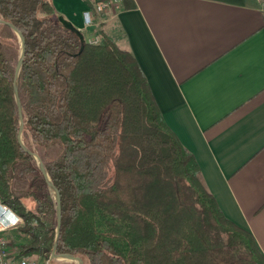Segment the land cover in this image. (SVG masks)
I'll return each mask as SVG.
<instances>
[{
	"label": "trees",
	"instance_id": "1",
	"mask_svg": "<svg viewBox=\"0 0 264 264\" xmlns=\"http://www.w3.org/2000/svg\"><path fill=\"white\" fill-rule=\"evenodd\" d=\"M59 17L49 0H0V204L28 237L13 244L20 257L44 258V230L57 225L30 152L60 195L57 254L83 264H264L252 235L219 210L133 57L102 33L88 44ZM7 24L24 38L22 129L21 45Z\"/></svg>",
	"mask_w": 264,
	"mask_h": 264
},
{
	"label": "crops",
	"instance_id": "2",
	"mask_svg": "<svg viewBox=\"0 0 264 264\" xmlns=\"http://www.w3.org/2000/svg\"><path fill=\"white\" fill-rule=\"evenodd\" d=\"M49 2L84 39L105 34L133 57L219 210L264 256V0H122L91 28L86 0Z\"/></svg>",
	"mask_w": 264,
	"mask_h": 264
},
{
	"label": "built area",
	"instance_id": "3",
	"mask_svg": "<svg viewBox=\"0 0 264 264\" xmlns=\"http://www.w3.org/2000/svg\"><path fill=\"white\" fill-rule=\"evenodd\" d=\"M89 9L83 14L85 28L94 26L92 18L95 15H112L116 13L121 6L122 0H86ZM88 44H98L99 38L89 37L85 39ZM4 217L10 220L4 224ZM21 224V219L16 216L7 206L0 204V264H48L46 260H36L34 258H22L9 247L6 232L16 229Z\"/></svg>",
	"mask_w": 264,
	"mask_h": 264
},
{
	"label": "water",
	"instance_id": "4",
	"mask_svg": "<svg viewBox=\"0 0 264 264\" xmlns=\"http://www.w3.org/2000/svg\"><path fill=\"white\" fill-rule=\"evenodd\" d=\"M59 21L62 22V24L66 28H68V29H70L72 31H76L78 33L80 39H83V35L78 30H76L72 26V24H70L69 22H67L66 20H64L62 17H59ZM0 23L5 24L1 20H0ZM7 25L17 34V36L19 38V41H20V45H21L20 56H19V59H18L16 68H15V78H14V87L13 88H14V97H15V101H16L17 108H18V116H19V122H20V129H22V127H23V121H22L21 105H20V101H19V98H18L17 78H18V75H19V72H20V69H21V65H22V62H23V57H24V38L22 37V35L20 34V32H18L17 29L14 26H12L10 24H7ZM20 145L24 149V146L22 145L21 142H20ZM24 150H26V149H24ZM28 153L34 158V160H36V162L38 164V167H39V169H40L43 177L45 178V181L47 183L48 188L50 190H52L54 192V195H55V211H56V223H57V225H56V237H55L54 245L52 247V251H51L50 258L52 260L53 259L61 258V259L69 260V261H74L77 264H83V262H82V260L80 258H76V257H73V256L68 255V254H57L56 253L57 238L59 236V229H60V223H61L60 195L58 193V190L50 182L49 177H48V175H47V173H46V171H45L42 163L40 162L39 158L35 154H32L30 152H28Z\"/></svg>",
	"mask_w": 264,
	"mask_h": 264
},
{
	"label": "rangeland",
	"instance_id": "5",
	"mask_svg": "<svg viewBox=\"0 0 264 264\" xmlns=\"http://www.w3.org/2000/svg\"><path fill=\"white\" fill-rule=\"evenodd\" d=\"M100 40V38H99ZM50 197L51 199L53 200V202L55 203V195H54V192L52 190H50ZM27 207H32L33 208V205L29 202L26 203ZM56 212V211H55ZM14 230V229H13ZM49 230V231H48ZM45 231V234H44V238L48 239V241L46 242V244H44L43 246V254H45L44 256L47 257V255L51 256V251H52V247L54 245V241H55V233H56V226L55 224H50L48 226V228ZM12 231H8L6 232L5 236L6 238L8 239V242H9V247L10 249H13L17 254L18 256H20V252L17 248H15L13 246L14 245H19L21 243H25L27 242L28 240V237L27 236H22L20 235L17 231H15L14 234H10ZM54 236V237H53ZM24 257V256H23ZM44 258H40L38 256H35V255H31V256H27V258H34L36 260H46L48 261V264H77L76 262L74 261H69V260H66V259H61V258H58V259H51L50 260H47Z\"/></svg>",
	"mask_w": 264,
	"mask_h": 264
},
{
	"label": "bare ground",
	"instance_id": "6",
	"mask_svg": "<svg viewBox=\"0 0 264 264\" xmlns=\"http://www.w3.org/2000/svg\"><path fill=\"white\" fill-rule=\"evenodd\" d=\"M2 222H3V220H2ZM4 223V222H3ZM4 224H6V223H4Z\"/></svg>",
	"mask_w": 264,
	"mask_h": 264
}]
</instances>
